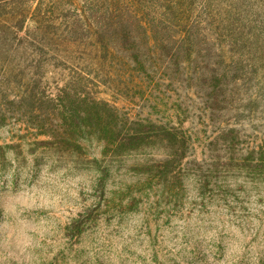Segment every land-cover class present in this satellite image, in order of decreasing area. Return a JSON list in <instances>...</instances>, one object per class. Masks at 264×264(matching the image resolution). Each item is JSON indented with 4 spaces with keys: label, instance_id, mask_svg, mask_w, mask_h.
<instances>
[{
    "label": "rangeland",
    "instance_id": "1",
    "mask_svg": "<svg viewBox=\"0 0 264 264\" xmlns=\"http://www.w3.org/2000/svg\"><path fill=\"white\" fill-rule=\"evenodd\" d=\"M48 71L51 81L67 75ZM120 88L89 91L135 120L182 124L192 136L176 175L154 169L167 145L119 157H103L95 140L81 151L52 148L25 131L14 107L0 127V264H264V163L231 160L255 147H263L255 159L264 154V97L248 115L239 112L247 102L230 98L208 106L184 93L158 101L140 86ZM254 91L251 83L246 93ZM232 128L239 136L229 146Z\"/></svg>",
    "mask_w": 264,
    "mask_h": 264
},
{
    "label": "trees",
    "instance_id": "2",
    "mask_svg": "<svg viewBox=\"0 0 264 264\" xmlns=\"http://www.w3.org/2000/svg\"><path fill=\"white\" fill-rule=\"evenodd\" d=\"M50 68L67 73L64 80L51 81ZM109 85L140 86L158 101L184 93L210 106L230 98L255 114L264 97V0H0V127L18 106L25 131L52 148L81 151L95 140L103 157H119L162 143L170 150L154 169L175 176L192 136L182 124L135 120L90 94ZM235 134L228 130L229 146ZM261 148L231 160L258 167ZM109 174L104 166L103 190Z\"/></svg>",
    "mask_w": 264,
    "mask_h": 264
}]
</instances>
